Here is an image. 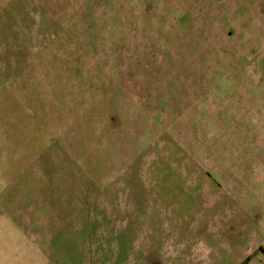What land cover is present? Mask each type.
Listing matches in <instances>:
<instances>
[{"label":"rangeland","instance_id":"obj_1","mask_svg":"<svg viewBox=\"0 0 264 264\" xmlns=\"http://www.w3.org/2000/svg\"><path fill=\"white\" fill-rule=\"evenodd\" d=\"M264 264V0H0V264Z\"/></svg>","mask_w":264,"mask_h":264},{"label":"flooded vegetation","instance_id":"obj_2","mask_svg":"<svg viewBox=\"0 0 264 264\" xmlns=\"http://www.w3.org/2000/svg\"><path fill=\"white\" fill-rule=\"evenodd\" d=\"M153 262H151V264H152Z\"/></svg>","mask_w":264,"mask_h":264}]
</instances>
